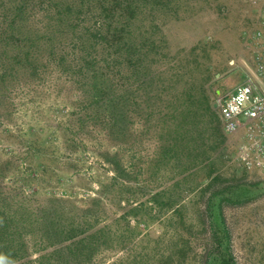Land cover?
<instances>
[{
  "label": "rangeland",
  "instance_id": "1",
  "mask_svg": "<svg viewBox=\"0 0 264 264\" xmlns=\"http://www.w3.org/2000/svg\"><path fill=\"white\" fill-rule=\"evenodd\" d=\"M180 2L186 9L185 19L171 20L162 28L170 46V64L175 65L179 49L190 52L197 47L196 54H204L199 64L184 68L183 79L191 83L186 114L196 130L208 126L212 138L204 167L186 172L182 191H176L184 198L185 226L178 224V218L175 223L172 212L156 206L148 194L172 190L171 184L180 178L174 160L164 158V152L158 156L167 120L162 116L168 109L161 114L155 110L151 129L141 116H134L129 131L136 134L135 149H117L94 132L91 120L83 119L78 129L76 119L83 107L78 104L79 89L65 75L47 72L35 84L14 90L9 112L0 119V164H4L0 174L5 189L21 192L34 211L36 206H51L56 200L79 209L91 208L82 221L88 230H99L100 237L103 233L118 237L127 226L135 230L127 248H108L101 238L88 259L74 255L75 264H126L130 254H147L151 264H203L209 221L201 211L210 198L217 201L218 233L223 241L229 238L222 246L231 257L229 262L264 264V149L258 130L243 126L230 133L221 118L225 141L220 143L216 124H204L202 98L206 65L212 70L209 90L216 110L218 98L235 85L250 78L259 82L264 77L262 38L257 36L264 34V0ZM115 162L129 173L126 178L136 176L148 192L125 190L128 180L119 176L116 186L102 194L101 205L91 204L116 177ZM239 189L245 192L233 202V190ZM134 207L137 209L127 214ZM26 242L34 261L53 249L42 250L33 237L27 236Z\"/></svg>",
  "mask_w": 264,
  "mask_h": 264
},
{
  "label": "trees",
  "instance_id": "2",
  "mask_svg": "<svg viewBox=\"0 0 264 264\" xmlns=\"http://www.w3.org/2000/svg\"><path fill=\"white\" fill-rule=\"evenodd\" d=\"M180 1L0 0V119L9 112L12 92L35 84L47 72L65 75L79 89L78 104L83 107L80 105L81 116L76 119L78 129L82 128L83 119L91 120L94 132L98 131L106 143L117 149H135L136 134L129 131L134 116H141L147 129H151L155 110L161 114L168 109L162 116L167 120L158 156L164 152V158L174 160L180 178L171 184L172 190L148 192L136 176L126 178L129 173L115 162L116 177L91 204L101 205L102 194L116 186L121 176L128 180L125 190L148 192L151 202L166 207L175 223L178 218V224L185 226L186 206L177 192L185 185L186 172L204 167L212 138L208 126L196 130L188 123L186 114L191 83L183 79L187 72L184 68L199 64L204 54H196L197 47L190 52L179 49L175 65L171 66L170 46L162 30L171 20L185 19L186 9ZM204 69V124H216L221 143L225 141L221 116L209 90L212 70L207 65ZM3 178L0 174V264H75L72 257L78 254L88 259L101 238L111 249H125L132 242L135 230L129 226L118 237L104 233L100 237L99 230H88L82 219L91 213V208L79 209L56 200L51 206H36L34 211L21 192L5 189ZM233 191L237 193L233 192V202L245 192ZM216 203V198H210L201 211L209 221V243L204 248L203 264H231V257L222 247L229 238L223 241L218 233L221 225ZM136 209L131 208L127 214ZM69 212L78 215L69 216ZM27 236L44 247L42 250L53 249L34 261ZM174 245L177 247L178 241ZM126 264H151V260L147 254H130Z\"/></svg>",
  "mask_w": 264,
  "mask_h": 264
},
{
  "label": "built area",
  "instance_id": "3",
  "mask_svg": "<svg viewBox=\"0 0 264 264\" xmlns=\"http://www.w3.org/2000/svg\"><path fill=\"white\" fill-rule=\"evenodd\" d=\"M257 36L262 38L264 57V34ZM217 107L227 132L243 126L256 128L264 149V77L259 82L250 78L235 85L218 98Z\"/></svg>",
  "mask_w": 264,
  "mask_h": 264
},
{
  "label": "water",
  "instance_id": "4",
  "mask_svg": "<svg viewBox=\"0 0 264 264\" xmlns=\"http://www.w3.org/2000/svg\"><path fill=\"white\" fill-rule=\"evenodd\" d=\"M216 107H217V105H216Z\"/></svg>",
  "mask_w": 264,
  "mask_h": 264
}]
</instances>
